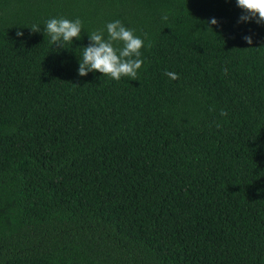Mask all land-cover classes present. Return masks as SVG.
<instances>
[{"label": "trees", "instance_id": "obj_1", "mask_svg": "<svg viewBox=\"0 0 264 264\" xmlns=\"http://www.w3.org/2000/svg\"><path fill=\"white\" fill-rule=\"evenodd\" d=\"M242 14L0 0V264H264V23ZM60 17L83 26L64 48L45 31ZM114 20L144 40L138 80L80 76Z\"/></svg>", "mask_w": 264, "mask_h": 264}, {"label": "clouds", "instance_id": "obj_2", "mask_svg": "<svg viewBox=\"0 0 264 264\" xmlns=\"http://www.w3.org/2000/svg\"><path fill=\"white\" fill-rule=\"evenodd\" d=\"M236 4L243 11L238 22L255 20L257 24L264 23V0H236ZM163 19L166 20L167 16ZM217 23L215 18L209 21L210 25ZM30 28L34 32L41 30L37 25ZM82 29V21L79 18L75 20L63 17L50 18L45 25L51 46L60 48H64L65 43L72 44L73 38L79 40ZM16 35L22 36L23 32L17 31ZM88 39L90 43L83 47L82 56L79 58L80 76L96 71L117 81L122 77L138 80V70L144 63L140 51L144 47V40L134 35L133 29L126 27L120 20H114L106 24V35L104 29H99L88 34ZM243 39L249 45L252 44L251 36L246 35ZM121 44L122 47H119ZM165 75L171 80L179 79V74L172 71L166 72ZM220 114L227 115L223 110Z\"/></svg>", "mask_w": 264, "mask_h": 264}]
</instances>
